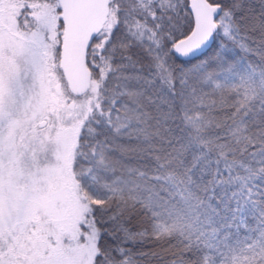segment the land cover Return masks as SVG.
Returning a JSON list of instances; mask_svg holds the SVG:
<instances>
[{
  "label": "snow or ice",
  "instance_id": "snow-or-ice-1",
  "mask_svg": "<svg viewBox=\"0 0 264 264\" xmlns=\"http://www.w3.org/2000/svg\"><path fill=\"white\" fill-rule=\"evenodd\" d=\"M0 264H264V0H0Z\"/></svg>",
  "mask_w": 264,
  "mask_h": 264
}]
</instances>
